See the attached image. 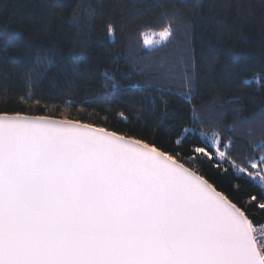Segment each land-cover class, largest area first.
I'll list each match as a JSON object with an SVG mask.
<instances>
[{"label":"snow or ice","instance_id":"snow-or-ice-1","mask_svg":"<svg viewBox=\"0 0 264 264\" xmlns=\"http://www.w3.org/2000/svg\"><path fill=\"white\" fill-rule=\"evenodd\" d=\"M178 22L187 36L190 22L162 11L137 28L136 46L151 50L145 55L166 49ZM115 31L108 23L109 42ZM222 33L218 27L217 39ZM37 63L42 80L51 61ZM182 75L190 87L186 68ZM33 97L29 90L20 100ZM161 104L154 126L167 139L151 142L79 120L0 111V264H264V112L225 125L193 107L175 122L163 97ZM221 175L229 179L216 182Z\"/></svg>","mask_w":264,"mask_h":264},{"label":"trees","instance_id":"trees-1","mask_svg":"<svg viewBox=\"0 0 264 264\" xmlns=\"http://www.w3.org/2000/svg\"><path fill=\"white\" fill-rule=\"evenodd\" d=\"M186 3L188 6L177 0H0V111L79 120L121 134H142L149 142L167 139L154 126L157 116L152 114L162 108L161 97L175 122L186 120L193 107L225 125L264 112V0ZM162 11H177L190 22L188 35L183 34L185 24L178 22L173 42L145 55L151 50L136 46V30L158 21ZM108 23L116 30L114 43L107 39ZM218 27L223 28L221 39H217ZM186 45L192 51H184ZM141 56L143 59L138 58ZM181 57L192 63H172ZM165 59L169 63L162 66ZM38 61H51L42 80L37 76ZM185 68L190 87L185 86L182 75ZM105 72L120 85L117 91L106 83ZM256 76L262 77L259 84L253 80ZM29 79L39 87L29 89ZM245 80L251 83L246 85ZM29 90L34 97L25 103L20 97ZM35 100L41 104L36 105ZM233 100L242 103H229ZM121 111L127 123L118 117ZM259 130L257 123V136ZM221 131L227 135L226 129ZM243 134L240 130L239 135ZM206 171L213 176L211 170ZM214 179L224 182L229 178ZM239 183L244 186L243 181ZM224 187L230 185L224 183Z\"/></svg>","mask_w":264,"mask_h":264},{"label":"water","instance_id":"water-1","mask_svg":"<svg viewBox=\"0 0 264 264\" xmlns=\"http://www.w3.org/2000/svg\"><path fill=\"white\" fill-rule=\"evenodd\" d=\"M81 123H83V122H81ZM88 124V123H87ZM93 126H95V125H93ZM95 127H98V126H95ZM110 131V130H109Z\"/></svg>","mask_w":264,"mask_h":264}]
</instances>
